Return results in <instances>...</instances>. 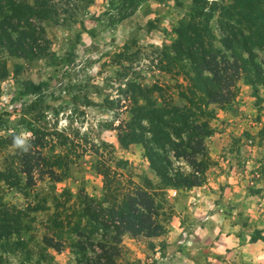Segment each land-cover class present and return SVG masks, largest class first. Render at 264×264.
Listing matches in <instances>:
<instances>
[{"label": "rangeland", "instance_id": "374dc122", "mask_svg": "<svg viewBox=\"0 0 264 264\" xmlns=\"http://www.w3.org/2000/svg\"><path fill=\"white\" fill-rule=\"evenodd\" d=\"M41 1L50 6L43 23L49 42L46 56L26 60L0 48V172L6 180L0 181V264H77L81 255L72 246L78 237L69 228L56 235L51 221L55 213L63 216L59 220L64 224L80 214V191L119 204L122 195L108 196L105 191L106 174L115 178L121 191H131L134 182L163 201L159 220L165 232L157 237L125 233L117 246L105 251L96 245L86 247L87 261L102 256L111 259L110 264H163L167 241L176 244L177 238L181 242L186 238L178 228L186 226L187 237L203 235V229H194L203 224V216L192 208L191 215L178 219L174 211L178 199L185 200V210L189 203L178 192L184 188L177 189L174 197L170 196L172 188L161 190L143 145H122L119 135L136 109L133 100L138 92L129 91L131 83L162 85L163 94L164 86L181 84L184 90L190 86L189 68L182 69L181 64L178 76L175 71L162 72L156 52L172 45L174 30L189 12L191 1L144 0L134 7L128 0L22 3ZM202 1L207 2L206 14L212 16L206 22L212 47L229 57L221 45V24L228 18L240 22L241 16L230 12L227 17L225 9L232 0ZM258 8L262 12L264 4ZM256 61L264 63V51H256ZM170 92L175 103H184L176 89ZM151 97L155 100L158 95ZM144 104L139 100L138 105ZM209 110L211 136L217 138L205 139L208 168L199 187L207 185L215 202L231 187L232 197L239 199L235 212L229 213L235 218L230 217L228 223L239 218L251 240L264 239V87L254 89L241 78L233 101L210 105ZM29 133L24 148L16 147L14 138ZM173 162L181 171L190 172L185 162ZM191 202L190 206L195 204ZM223 217L215 216L210 222L220 227L219 234ZM169 232H175L174 236ZM100 236L94 235L93 241ZM208 256L196 260L214 263Z\"/></svg>", "mask_w": 264, "mask_h": 264}, {"label": "trees", "instance_id": "16d2710c", "mask_svg": "<svg viewBox=\"0 0 264 264\" xmlns=\"http://www.w3.org/2000/svg\"><path fill=\"white\" fill-rule=\"evenodd\" d=\"M143 1L128 0V3L134 7ZM189 1V12L174 30L175 40L170 47L156 52V61L160 71H175V76L182 72L181 64L182 69L188 67L192 76L190 86L185 90L181 84H176V87L164 86L166 94H163L162 85L145 87L131 83L129 91L138 92V98L133 100L136 109L133 110L132 120L121 128L119 135L122 145L132 142L143 145L149 168L160 180L161 190L172 188L178 191L180 188L201 186L202 175L208 168L205 139L213 134L209 122L213 118L210 105L230 104L236 96L237 83L241 78L254 89L264 87V63L256 61V51H264V10L261 12L258 8L264 4V0H232L225 9L227 17L230 12L241 16L240 22L228 18L221 24V45L229 57L212 47V35L207 25L212 16L206 14L207 2ZM48 8L50 6L45 1L30 5L22 3V0H0V48L9 55L26 60L46 56L49 42L43 23L48 20ZM200 16L207 19L201 20ZM173 88L178 91L183 104L173 101L174 96L170 92ZM154 93L158 98L152 100ZM156 99L160 100L159 105ZM139 100H144L145 104L138 105ZM173 161L185 162L190 172L181 171L182 168L175 167ZM117 173L113 172L114 175ZM114 180L109 174L104 175L108 196L122 195L123 200L119 204H109L105 198L98 200L80 191L82 207L75 217L78 219L64 224L59 220L63 216L55 213L51 221L56 235L61 236L63 228H69V232L78 237L72 246L76 254L81 255L77 264L111 263V259L106 261L102 256L97 257L96 261H87L86 247L96 245L105 251V248L117 246L125 233L157 237L165 232L159 220L163 215V201L157 200L153 192L136 186L134 182L131 183L134 185L131 191H121L119 183ZM0 181H6L3 172H0ZM114 200L117 202V198ZM100 233L101 236L95 238L97 241L94 242L92 237ZM259 239L254 237L252 240ZM100 259H103L102 263Z\"/></svg>", "mask_w": 264, "mask_h": 264}, {"label": "crops", "instance_id": "0c3cea01", "mask_svg": "<svg viewBox=\"0 0 264 264\" xmlns=\"http://www.w3.org/2000/svg\"><path fill=\"white\" fill-rule=\"evenodd\" d=\"M216 138L215 135L210 136L207 142ZM213 143L215 145V141ZM230 190H232L231 187L225 189L224 198H218L217 202L213 200L212 191L207 185L178 191L189 203L187 204V210H185L182 207L185 200L178 199L176 202L177 206L174 207L177 218L180 219L184 215H191L190 209L193 208L203 216V224L198 226L199 228H194L203 229L201 230L203 235L195 238L187 237L186 226L178 228L179 233H183L186 238L183 242L178 241L179 238H177L176 244L174 241H167V255L163 259V264H200L197 258H210L208 254L212 256L214 263L217 260V264H264V239L251 240L248 235L250 231L246 230L247 227L240 225L239 218L234 223H228L231 217L229 213L231 211L235 212L234 205L239 199L233 198L234 193ZM196 191L199 193L198 197L194 195ZM206 197L207 199H205ZM226 197L231 200H227ZM191 201L195 203L192 206H190ZM218 215L226 216L221 219L224 223L221 234L218 232L220 227L210 225L211 220ZM231 218L234 219L235 217ZM168 234L174 236L175 232H169ZM180 243L181 246H179Z\"/></svg>", "mask_w": 264, "mask_h": 264}, {"label": "clouds", "instance_id": "9594fccd", "mask_svg": "<svg viewBox=\"0 0 264 264\" xmlns=\"http://www.w3.org/2000/svg\"><path fill=\"white\" fill-rule=\"evenodd\" d=\"M30 135L29 134H22L21 136L15 137L14 138V144L16 147L19 148H24L25 144L27 143V136Z\"/></svg>", "mask_w": 264, "mask_h": 264}, {"label": "built area", "instance_id": "2783aa9c", "mask_svg": "<svg viewBox=\"0 0 264 264\" xmlns=\"http://www.w3.org/2000/svg\"><path fill=\"white\" fill-rule=\"evenodd\" d=\"M176 193H177L176 190H171V191H170V196L174 197V196L177 195Z\"/></svg>", "mask_w": 264, "mask_h": 264}]
</instances>
